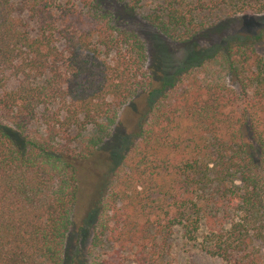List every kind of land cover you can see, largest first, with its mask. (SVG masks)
<instances>
[{
  "label": "trees",
  "instance_id": "16d2710c",
  "mask_svg": "<svg viewBox=\"0 0 264 264\" xmlns=\"http://www.w3.org/2000/svg\"><path fill=\"white\" fill-rule=\"evenodd\" d=\"M103 1L0 0V264H80L85 165H105L119 114L139 97L147 111L107 166L90 264H168L177 231L224 264H264L255 42H222L166 81ZM123 1L136 11L146 0ZM151 1L145 20L184 46L228 20L264 17V0Z\"/></svg>",
  "mask_w": 264,
  "mask_h": 264
},
{
  "label": "rangeland",
  "instance_id": "374dc122",
  "mask_svg": "<svg viewBox=\"0 0 264 264\" xmlns=\"http://www.w3.org/2000/svg\"><path fill=\"white\" fill-rule=\"evenodd\" d=\"M102 8L104 12L114 17L113 23L117 29L135 33L142 41H145L149 52L148 68L155 71L154 74L157 78L164 75L166 81L170 80L178 71L193 65L204 56L212 54L218 45L227 40L240 39L255 42L257 52L264 57V17H239L228 20L222 28L202 34L195 42L184 46L175 44L162 36L145 20L148 11L153 8L151 0H146L143 8L136 11L131 10L127 2L123 0H104ZM157 59L162 60L160 72L154 69ZM146 111L145 98L139 97L127 104L119 114L118 125L112 127L115 129L113 134L117 137L109 148L112 150L111 154L109 157L108 154L101 156L105 165L98 162H90L85 165L81 178L80 202L76 209L77 226H81L85 221L87 233L81 244L84 254L79 258L80 264H90V256L86 253L95 231L97 219L95 211L98 209L100 193L103 191L108 176L109 168L107 166H115L119 163L122 149L130 142ZM106 146L107 144L104 145V147ZM97 255L102 259L106 257L104 251ZM165 262L168 264H224L220 259L204 254L195 243L187 242L181 231H177L172 236Z\"/></svg>",
  "mask_w": 264,
  "mask_h": 264
}]
</instances>
